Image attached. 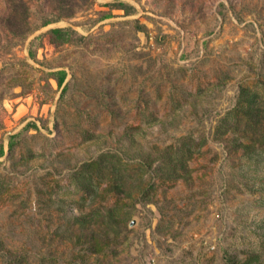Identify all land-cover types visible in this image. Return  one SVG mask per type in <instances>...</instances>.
Segmentation results:
<instances>
[{"label": "rangeland", "instance_id": "rangeland-1", "mask_svg": "<svg viewBox=\"0 0 264 264\" xmlns=\"http://www.w3.org/2000/svg\"><path fill=\"white\" fill-rule=\"evenodd\" d=\"M241 88L264 97V0H0V264H264Z\"/></svg>", "mask_w": 264, "mask_h": 264}, {"label": "trees", "instance_id": "trees-1", "mask_svg": "<svg viewBox=\"0 0 264 264\" xmlns=\"http://www.w3.org/2000/svg\"><path fill=\"white\" fill-rule=\"evenodd\" d=\"M124 5L118 4V8H122ZM46 23L45 25H47ZM50 41L54 44H62L69 42L73 36V32L69 29H52L50 30ZM56 82L57 87L61 88L63 92L67 88V84H64L66 73L65 71H58L51 75ZM228 118L232 121L234 129H239L243 125L242 132L244 136L247 134L264 135V97L259 96L256 90L241 88L237 95L235 106L232 110L226 113ZM232 129V130H234ZM195 147V143L189 138L179 140V145L175 149L168 148L165 153L158 156L157 160L165 167L164 169L171 172H178L174 175V178L181 176V171L186 170V160L189 158L192 148ZM116 157V159L114 158ZM111 159L117 160L118 157L113 154H101L97 158V163L101 169L108 168V165H112V170L117 171L115 165L112 164ZM117 162V161H116ZM121 171V169H119ZM81 172L73 175L75 178L81 175ZM117 181V178L114 179ZM119 181H122L118 177ZM81 187L85 188L83 185Z\"/></svg>", "mask_w": 264, "mask_h": 264}]
</instances>
